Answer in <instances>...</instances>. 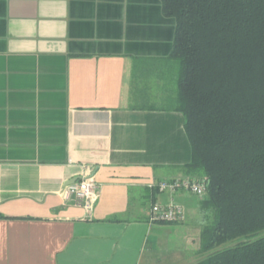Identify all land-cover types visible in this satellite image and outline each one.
<instances>
[{
    "label": "crops",
    "instance_id": "0c3cea01",
    "mask_svg": "<svg viewBox=\"0 0 264 264\" xmlns=\"http://www.w3.org/2000/svg\"><path fill=\"white\" fill-rule=\"evenodd\" d=\"M174 28L160 0H0V264L200 260L201 199L157 185L191 160L164 104ZM171 202L183 222L150 221Z\"/></svg>",
    "mask_w": 264,
    "mask_h": 264
},
{
    "label": "trees",
    "instance_id": "16d2710c",
    "mask_svg": "<svg viewBox=\"0 0 264 264\" xmlns=\"http://www.w3.org/2000/svg\"><path fill=\"white\" fill-rule=\"evenodd\" d=\"M175 21L165 107L207 179L195 264H264V0H160Z\"/></svg>",
    "mask_w": 264,
    "mask_h": 264
},
{
    "label": "built area",
    "instance_id": "2783aa9c",
    "mask_svg": "<svg viewBox=\"0 0 264 264\" xmlns=\"http://www.w3.org/2000/svg\"><path fill=\"white\" fill-rule=\"evenodd\" d=\"M160 190H168L174 193L177 190H182L203 199L207 196L208 187L207 179L191 176H177L169 179H163L158 182ZM96 183L88 179L75 181L67 186V191L74 196L78 203L90 209L91 203L95 197ZM186 218L185 210L182 205L171 202L167 205L153 203L149 211V219L151 222H183Z\"/></svg>",
    "mask_w": 264,
    "mask_h": 264
},
{
    "label": "rangeland",
    "instance_id": "374dc122",
    "mask_svg": "<svg viewBox=\"0 0 264 264\" xmlns=\"http://www.w3.org/2000/svg\"><path fill=\"white\" fill-rule=\"evenodd\" d=\"M199 198L196 196H193V197H191L189 200L191 201V202H195V203H197ZM199 216V214H197L196 212L195 213H191L190 214V218L192 217V216H194V217H196L197 219H198V216ZM160 223H162V222H160ZM187 232H189V233H191L192 234V236L194 237V235L193 234H195V233H199V229L197 230V229H195V227L194 226H190V229L189 230H187ZM197 240V239H196Z\"/></svg>",
    "mask_w": 264,
    "mask_h": 264
}]
</instances>
